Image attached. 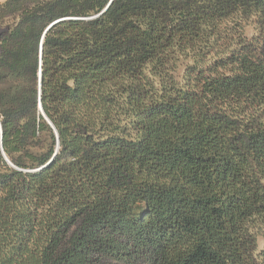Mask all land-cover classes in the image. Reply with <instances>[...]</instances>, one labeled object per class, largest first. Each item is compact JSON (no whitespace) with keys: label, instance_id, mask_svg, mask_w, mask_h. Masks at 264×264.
Returning <instances> with one entry per match:
<instances>
[{"label":"trees","instance_id":"16d2710c","mask_svg":"<svg viewBox=\"0 0 264 264\" xmlns=\"http://www.w3.org/2000/svg\"><path fill=\"white\" fill-rule=\"evenodd\" d=\"M109 2L0 0V264H264V0Z\"/></svg>","mask_w":264,"mask_h":264},{"label":"water","instance_id":"95a60500","mask_svg":"<svg viewBox=\"0 0 264 264\" xmlns=\"http://www.w3.org/2000/svg\"><path fill=\"white\" fill-rule=\"evenodd\" d=\"M110 2H111V0H110ZM110 2L108 3V5L98 14V15H96V16H94V17H92V18H95V17H97V16H99V15H101L102 13H104L105 11H106V9L109 7V5H110ZM89 19H91V18H89ZM51 27V25L50 26H48L46 29H45V31H44V33H43V36H44V34L47 32V30L49 29ZM43 36H42V38H43ZM39 60L41 61V45H40V52H39ZM40 61H39V69H38V93H39V97H38V109L40 110V112H41V114H42V116L44 117V119L50 124V122L47 120V118L45 117V115H44V113H43V111H42V108H41V104H40V91H41V63H40ZM51 125V124H50ZM51 127L53 128V126L51 125ZM0 136H1V127H0ZM57 136V135H56ZM6 159V161L10 164V162L7 160V158H5ZM52 160V159H51ZM50 160V161H51ZM50 161H49V163H50ZM11 165V164H10Z\"/></svg>","mask_w":264,"mask_h":264},{"label":"rangeland","instance_id":"374dc122","mask_svg":"<svg viewBox=\"0 0 264 264\" xmlns=\"http://www.w3.org/2000/svg\"><path fill=\"white\" fill-rule=\"evenodd\" d=\"M262 245H263V244H262V240L260 239V240L258 241V247L261 248Z\"/></svg>","mask_w":264,"mask_h":264}]
</instances>
